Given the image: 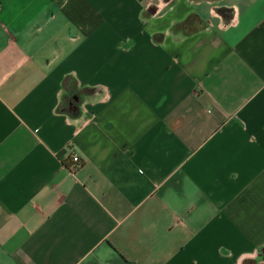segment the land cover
Wrapping results in <instances>:
<instances>
[{"label":"crops","instance_id":"obj_1","mask_svg":"<svg viewBox=\"0 0 264 264\" xmlns=\"http://www.w3.org/2000/svg\"><path fill=\"white\" fill-rule=\"evenodd\" d=\"M0 264H264V0H0Z\"/></svg>","mask_w":264,"mask_h":264},{"label":"built area","instance_id":"obj_2","mask_svg":"<svg viewBox=\"0 0 264 264\" xmlns=\"http://www.w3.org/2000/svg\"><path fill=\"white\" fill-rule=\"evenodd\" d=\"M71 160H72V164L69 165V168L71 170H75L80 164V159H79V157L77 155H73L71 157Z\"/></svg>","mask_w":264,"mask_h":264}]
</instances>
